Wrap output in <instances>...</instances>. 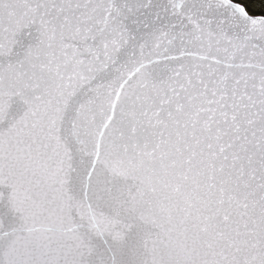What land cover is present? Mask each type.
Returning a JSON list of instances; mask_svg holds the SVG:
<instances>
[{"label": "snow or ice", "instance_id": "1", "mask_svg": "<svg viewBox=\"0 0 264 264\" xmlns=\"http://www.w3.org/2000/svg\"><path fill=\"white\" fill-rule=\"evenodd\" d=\"M0 264H264V0H0Z\"/></svg>", "mask_w": 264, "mask_h": 264}, {"label": "trees", "instance_id": "2", "mask_svg": "<svg viewBox=\"0 0 264 264\" xmlns=\"http://www.w3.org/2000/svg\"><path fill=\"white\" fill-rule=\"evenodd\" d=\"M237 2H241V0H237ZM255 2H256V3H259L260 0H255ZM257 7H258V5H257Z\"/></svg>", "mask_w": 264, "mask_h": 264}]
</instances>
